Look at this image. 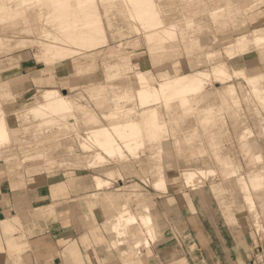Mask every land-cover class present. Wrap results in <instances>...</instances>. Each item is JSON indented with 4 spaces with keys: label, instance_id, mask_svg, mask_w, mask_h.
<instances>
[{
    "label": "bare ground",
    "instance_id": "bare-ground-1",
    "mask_svg": "<svg viewBox=\"0 0 264 264\" xmlns=\"http://www.w3.org/2000/svg\"><path fill=\"white\" fill-rule=\"evenodd\" d=\"M116 1H121L120 3L125 7L124 11L120 9ZM174 1L175 0H0V56L12 49V44L15 43L13 42L14 38H18L14 47L18 44V47L21 48V44L25 46L27 43L37 47L39 53L36 54L37 56L35 58L36 61L42 65L64 63L75 55L82 54L81 51H96L102 44L107 42L106 25L99 6L102 4V7H109V12L113 10V12L115 11L121 15L122 20L130 26L128 34L129 32H135V34H137L141 31L151 57L158 56L159 58H165L167 57L166 53L169 52H167V50H172V47L176 46L174 43H177L175 42L177 38L188 39L186 34H189L188 31L196 26V19L194 17L191 19L185 18L186 13H183L184 17L178 19L176 22L165 23V21L170 22L171 17L169 19H164L163 13L172 11ZM194 1L195 0H184L180 3H182L184 5L183 8H185L190 2ZM229 3V7L232 8L229 15L235 17L240 14L243 16L249 14L255 8L264 4V0H258L251 5L249 4L250 6L247 7L243 6L244 8L239 6L238 0H230ZM220 10L222 9L216 8L211 10V12H209V10L207 14L210 17L211 14L217 13ZM111 16L114 17L115 13H112ZM238 23L239 21L235 19L232 25L236 26ZM33 25L36 27L34 28ZM124 29V26L120 24L114 29V34L121 37L126 33ZM204 33L206 32L204 31ZM30 34L34 35L33 39L24 37V35ZM183 34L185 36H183ZM11 42L13 43L11 44ZM218 42V38L214 37L211 43H200L201 48L207 49L205 52L206 61L212 63L209 72L197 69L192 72L180 73L178 69V71H173V73H171L165 68V70H159L155 73L160 77V80H157L149 69L137 70L135 75L137 85L134 88L129 87L127 89H121L116 84H96L90 87L87 92L88 95H86L88 99L94 101V103H92L93 105H90L89 101L84 98L70 97L61 93L58 89L43 88L30 107L18 112L20 114H18L17 118L20 117L19 120H22V117L23 120L32 118L38 120L40 122L39 125L46 122H55L58 123V126H68L69 130L76 126V122L81 121L82 125L86 127L84 129H78V145L86 152V156L83 157L88 159L85 164L87 169L91 172L100 170L107 163H121L124 165L125 160L135 157L143 148H147L152 155H148V158L151 157V159H153V157H157L155 158L157 161L152 163V169L156 173L155 175L152 174L154 179L151 185H153V189L156 192L161 193L162 190H166L169 187L166 174L162 172L164 170V164L161 165L162 158L158 160V157L162 154L155 156L157 154L154 155V153L164 152L163 154H165L168 152L167 150H170V140L175 133L172 134V124L178 127V118H181L183 115L195 114L198 120L193 129L197 127H203L204 129L206 123L210 122L211 124L213 121H216V114L221 110L224 109L226 111L227 108L232 107L236 103L238 106L240 102H238V96L239 98L242 97L240 95H243V93H239L238 96L234 93L237 84L239 87L240 85L248 87L247 89L251 93L249 102L253 104L254 107H251H253L254 111L256 110V113L261 116V128L259 129H261V135L264 136V115L261 113L264 112V71L251 72L246 66L234 68L231 65V61L243 56L251 50H264V26L256 27L248 32L235 36L229 43L224 44L223 48L216 47ZM121 45V43L118 44V47ZM9 46H11V48ZM184 47L188 50L190 45L185 44ZM200 56L198 55V58ZM223 57H225V60L222 59ZM194 59L191 60L193 62L196 60L198 61V59ZM197 61L196 63H203V60L199 59V61ZM118 74H120V76H118ZM116 76H118V78L114 79ZM119 77H122V75L120 73V68L116 65V67L112 69L109 78L110 81H112L118 80ZM33 80L37 81L38 78H34ZM234 80L238 81L235 83ZM206 82H217L219 85L206 87ZM238 86L236 88H238ZM211 94L222 101H220V103H213L208 107H201L202 105L197 107V103L200 100ZM246 96L245 94V97ZM244 100L245 98L243 101ZM228 105L232 106L228 107ZM249 106H247V108ZM229 111L230 112L227 113H231V110ZM237 111H239V109H233L231 115L235 113L236 116H239ZM240 112L242 113V111ZM241 116H243V114ZM230 117L229 115V118ZM182 119H185V117ZM69 120H71V122ZM67 121H69V123ZM242 121L245 120L242 119ZM260 122L258 121V123ZM39 125H36V127ZM208 131H203V133H198L197 135L206 136L205 134L209 133ZM252 133L253 131L247 127L242 130L243 138L240 136L241 134L239 136L242 140L246 141L245 139H249ZM77 136L75 137L77 138ZM185 138H187V136ZM207 140L210 139L207 138ZM8 141L9 133L6 126L5 114L4 111L0 109V142L5 144ZM177 144L178 139H175V145L177 146ZM68 148L64 149L66 150ZM40 154H42L41 151L35 155L39 156ZM213 154H215V158L218 161L222 160L221 162L226 158H221L219 156L218 149L215 150ZM32 158V156L28 155L25 157V161L31 160ZM75 159L78 161V158ZM254 159L264 163V156L260 155L258 152H255ZM165 161L168 160L165 159ZM228 164L229 160L228 163L227 161L223 163V171H228L229 174L234 175L237 169L235 167H229ZM213 172V169H188L183 172V185L185 188L195 190L201 187L203 183L200 176L206 175V173L213 174ZM251 172L252 173L248 174L247 177L240 174L237 178V184L240 185L243 190L244 204L249 211L248 213H250V216L255 220L256 224H259L258 219L261 217V214H263L262 217H264V210L260 212L255 208V200L252 195H250V190L254 189V191H256L264 188V167L263 169H257ZM103 174L104 175L100 173L93 174L91 179L87 180L86 183H90L95 190H102L108 188L113 180L117 179L115 176L120 175L121 172L119 169H117V171L114 169L107 170ZM143 180L145 182L148 181L146 178ZM128 186L129 185L124 183L119 185L117 190H122ZM224 190L225 189H220L218 192L220 193ZM177 191H180V188ZM261 191H256V193L259 194ZM105 194H110V191H105ZM120 197L116 199H114L115 197L113 198L115 204L120 201ZM107 198L106 200H109ZM103 199L105 200V198ZM123 206H126V204L123 203ZM123 206H119L121 209L118 211V214L116 213V216L110 222L109 226L112 232L119 238L117 242L120 245L133 244L137 247L139 245V236H149V238L153 239L154 222L149 208L144 206V211L136 214L130 211L129 208L127 209ZM110 210L112 211V209ZM226 220L232 221L234 217H226ZM258 228H260V225H258ZM143 240H145L144 242L147 245L148 239ZM262 264H264V262Z\"/></svg>",
    "mask_w": 264,
    "mask_h": 264
},
{
    "label": "rangeland",
    "instance_id": "rangeland-1",
    "mask_svg": "<svg viewBox=\"0 0 264 264\" xmlns=\"http://www.w3.org/2000/svg\"><path fill=\"white\" fill-rule=\"evenodd\" d=\"M179 1L180 0L174 1L175 6H172V11L164 12L165 14L163 13L164 19H169L171 17L170 22H166L164 20L165 23L167 24L176 22L178 21V19L184 17L183 13H186L185 18L191 19L194 17L196 19V26L193 27L192 30L188 31L189 34H186V36H188V39H181L180 37L177 38V40L175 41L177 43H174L176 46L172 47V50H167V52H169L166 53L167 57L165 58L150 56L149 50L144 40L145 38H143L144 36H142L141 31H139L137 34H135V32H129V34L118 37L111 36V33L108 30L107 42L102 44L99 49L92 52L81 51L82 54L75 55L67 62V68L63 65V63L56 64L60 66L54 68L51 67L54 65L43 66L36 61V54L39 53L37 47L31 46V44L29 43L25 45L26 47L22 44L21 48L18 47V44L16 47H14V45H16L15 43H17L18 41V38H14L13 42L15 43L11 42V44L13 43L12 49L14 51L10 49L11 46H9V52H7L6 54H1L0 56V83L2 81H7L5 83V91H2L1 87L3 86H1L0 84V109L4 111L6 126L9 133V141L5 144L0 142V161L9 164L14 170L17 171V173H25L27 175L46 173L56 180L65 181L66 184H68L71 188H73L74 186L82 185L81 183L87 182V180L91 179V176H93V174L95 173L104 175L103 173L107 170L116 169L117 171V169H119L122 175L120 174L115 176V178L117 179H114L112 184L108 188L100 190V192L104 193L93 196L98 197L103 205H110V207L112 208V211L108 213L110 215L114 216L116 215V213L118 214V211H120L123 203H125L126 206L123 207L127 209L129 208L130 211H133L135 213L144 211V206H147L151 211L153 220L154 211L153 205H151L153 196L157 194L167 195L170 190H172L173 193L174 191L179 190V188L181 191H184V189H190L185 188L183 185V172L187 171L188 169H213V174L206 173V175L200 176V179L203 181V183L201 184V187L195 189V192L200 193L201 195L212 194L214 199L217 200L220 208H225L229 211L231 210L233 213H238L239 211L241 213L246 212L247 208L244 204L243 190L241 189V186L237 184V178L240 174L247 177L248 174L252 173L251 171L263 169L264 163L256 161L254 159V154L255 152H258L260 155L264 156V136L261 135V129H259L261 128V116L256 113V110L254 111L253 104L249 102V96L251 93L247 89L248 87L245 85L242 86L239 84V87L237 84L235 86L234 93L237 96L239 95V93H243V95L240 96H244L243 98L240 97L241 99L238 96V102L240 101L238 106L237 103L234 104L237 107L234 105H228V107L232 106L233 108H227L226 111L224 109L221 110L216 114V121H213L211 124L210 122L206 123V127L204 129L203 127H197L196 129H193V127L195 128V124L198 120L195 114H189L187 116L183 115L181 116V118H178V127L175 124V126L172 124V134L174 132L175 133L170 140V150H167L168 152L165 154H163L164 152L154 153V155L157 154L155 156H159L160 154H162L158 157V160L162 158V160H160L163 162H161V165L164 164V170L162 171V166L161 171L166 174L167 184L169 188L166 190H162L161 193L156 192L155 195L153 194V185L151 184L154 179L152 176L155 175L156 172L152 169V163L154 161H157V159L155 160V158L157 157H153L154 160L151 159V157L148 158V155L150 156L151 154L147 148H143L136 154L135 157H131L128 160H125L124 165L121 163H107L100 170L91 172L87 169L85 164L88 159L86 157H83L86 156V152L82 150L78 145V129H84L86 127L82 125L81 121L76 122V126H72L73 129L69 130L68 126H58V123L55 122H46L39 125L40 122L32 118H26L24 120L23 117L22 120H19L20 117L17 118L18 114H20L18 112H21L24 109L30 107L34 102V99L39 96L40 90L43 88L58 89L61 93H64L70 97L74 96L75 98H84L89 101L90 105H93L92 103H94V101L88 99L87 96V92L90 87L96 84H116L121 89H127L129 87L134 88L137 85L135 76L137 70L149 69V71L154 74V78H156L157 80H160V77L155 73L159 70H165V68L171 73H173V71H178V69L180 73L192 72L197 69L209 72L211 70L212 63L206 61L205 52L207 51V49L201 48L200 43H211L213 38L217 37L219 42L217 43L216 47L223 48L224 44L228 41H231L235 36L248 32L249 30L255 28L248 27V18L246 20L247 15L244 16L243 24L233 26L232 23L237 16L233 17L229 15V12H231L232 10L231 7H228V10L225 8H221L222 10L217 13L211 14V18L209 17V15L207 14V9L213 6L220 7L227 0H203L201 2H197L198 0H195L194 2H190L191 4L189 3V5L185 8H183L184 5L180 3L184 0L180 2ZM241 1L242 0H238V4L240 7H243ZM120 2L116 1V4L119 5L120 9L124 11L125 7ZM99 6L102 9V4H100ZM263 9L264 7L256 10L255 12L264 14ZM209 12H211V10ZM120 24L124 26L125 32L129 31L128 29L130 28V26L125 23L119 15H116L114 18H112L113 27H116ZM33 27L35 28L36 26L33 25ZM204 31L207 34L204 33ZM211 31H213L214 33ZM183 36L185 35L183 34ZM24 37L33 39L34 35H24ZM119 43H121L122 45L120 47H117ZM185 44L190 45L188 50L185 49ZM119 52L127 53L130 56V62L133 63V65H138L140 69H134L132 66H129L124 71L125 73H128V75L125 74L124 76L119 77L118 80L110 81V79H106L105 70L107 65L117 60L116 55ZM198 55H202L200 57L203 58H198ZM255 55L259 57V60H263L264 50L255 51V53L252 54H246L244 55V57L249 58ZM194 58L198 59V61L199 59L203 60V63H196L197 60ZM191 59H194L196 61L193 62ZM222 59L225 60V57H223ZM256 59L257 58L254 57L252 65L258 63ZM238 63L239 62L237 58L231 61V65L234 68H239ZM114 67H116V63H114V65L112 66V68ZM65 69H69V73L66 72ZM250 71L257 72V70ZM62 74H65V76ZM33 76H36L38 78L36 82L33 81ZM118 76H120V74H118ZM118 76L114 77V79L118 78ZM237 81L238 80H234L235 83ZM205 85L206 87H212L215 85H219V83L206 82ZM237 86L238 88H236ZM241 87L243 88V90ZM245 92H247L248 94ZM245 94L247 95L246 97L248 99L245 97ZM214 96L215 95L211 94L202 99L203 101L200 100L197 103V107H200L201 105V107H208L213 103H220V101H222L218 100V98ZM244 98V101L246 103L243 101ZM247 106L249 107L247 108ZM233 109H239V111H237V113H239V116H236L235 113L231 115V113H233ZM229 110H231V113H227L230 112ZM240 111H242V113ZM261 113L264 115V112ZM240 114H243V116H241ZM229 115L231 116L230 118ZM183 117H185V119H182ZM241 118L246 122L242 121ZM69 121L71 122V120ZM69 121L67 122L69 123ZM258 121L260 123H258ZM36 125L39 126L36 127ZM247 127H249L253 131L251 135L252 138L250 137V140L245 139L246 141H244L242 140V130ZM203 131H208L211 135L209 133H207L208 135L205 134L206 136L197 135L198 133H203ZM33 135L36 136L34 137ZM75 136H77V138ZM186 136L187 138H185ZM207 138L210 140H207ZM175 139H178L177 146L175 145ZM64 148H68L69 150H65ZM217 149L221 158L226 157L223 162H221L222 160L218 161L215 158V154H213ZM40 151L42 152V154L36 156L35 154ZM27 155H33V158L27 162H22L21 159ZM75 158H78V161ZM164 158L168 161H165ZM228 160L229 167H235L237 169V172L234 175L229 174L227 170V172L223 171L222 165L223 163H226V161L228 163ZM144 178L148 179V181L145 182L143 180ZM124 183L129 186L122 190H117L119 185H122ZM220 189H225L224 191H222V195H219L218 190ZM263 189L264 188L261 189L263 192L261 190H256L259 192L261 191V193L259 194L256 193L254 189L250 190V195H252L255 200V208L260 212H263L264 210ZM82 190L87 191V189L83 186ZM105 191H110V194H105ZM117 197H120V201H118L119 204L114 203V199H116ZM103 198H105V200ZM106 198L109 200H106ZM262 215L263 214H261V217L258 219L259 224L261 225L264 220V217H262ZM129 245L136 247L133 244ZM263 262L264 252H258L249 261L244 262L243 264H262Z\"/></svg>",
    "mask_w": 264,
    "mask_h": 264
},
{
    "label": "crops",
    "instance_id": "crops-1",
    "mask_svg": "<svg viewBox=\"0 0 264 264\" xmlns=\"http://www.w3.org/2000/svg\"><path fill=\"white\" fill-rule=\"evenodd\" d=\"M229 1L207 11L228 10ZM256 1L241 3L247 7ZM263 7L264 4L247 14L248 27L264 26V14L255 12ZM108 9V6L101 9L106 35L109 30L111 36H117L112 18L121 15ZM236 19L237 25L244 23L243 15ZM252 53L255 51L246 54ZM244 55L237 58L239 68L264 71V59ZM116 57L106 67V79H110L114 63L122 76L128 74L124 71L129 66L140 69L130 62L127 53L119 52ZM254 57L258 63L252 65ZM69 60L63 63L65 67ZM57 66L60 65L51 67ZM6 82L0 83L2 91L6 90ZM25 157L22 162H27ZM81 184L71 188L46 173L20 174L0 161V264H243L258 252H264V220L258 228L248 210L243 213L224 210L212 194L201 195L190 189L173 193L170 190L167 195H155L153 189V239L142 235L137 247L120 245L109 227L116 215H109L110 205H103L93 196L104 192L93 189L90 183ZM229 216L234 220H226ZM141 239H148V244Z\"/></svg>",
    "mask_w": 264,
    "mask_h": 264
}]
</instances>
